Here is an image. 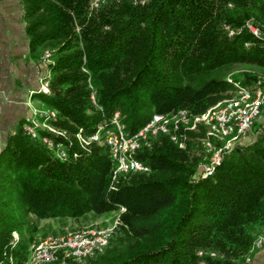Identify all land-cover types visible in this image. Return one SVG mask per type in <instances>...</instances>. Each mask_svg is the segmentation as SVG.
<instances>
[{"label":"trees","instance_id":"16d2710c","mask_svg":"<svg viewBox=\"0 0 264 264\" xmlns=\"http://www.w3.org/2000/svg\"><path fill=\"white\" fill-rule=\"evenodd\" d=\"M20 1L29 51L53 46L48 90L34 97L56 112L48 124L74 142L43 131L31 139L21 128L0 142V264L24 262L10 236L22 233L28 215L78 219L119 207L117 235L83 264H245L264 227V121L254 120L251 139L206 176L196 173L188 142L178 149L157 136L134 156L148 171L111 183L106 148L80 150L75 136L109 125L115 112L128 134L153 113L199 115L231 81L250 83L256 76H234L237 65L264 66V31L255 26L253 35L246 23L264 19V0H106L94 9L90 0ZM43 137L61 142L65 158Z\"/></svg>","mask_w":264,"mask_h":264},{"label":"built area","instance_id":"2783aa9c","mask_svg":"<svg viewBox=\"0 0 264 264\" xmlns=\"http://www.w3.org/2000/svg\"><path fill=\"white\" fill-rule=\"evenodd\" d=\"M106 0H90L89 7L97 8ZM146 0H131L132 4H143ZM227 34L233 30L224 26ZM247 28L253 35L258 30L252 24ZM229 95L207 108L199 115H190L179 109L167 113H153L135 132L128 134L118 121L115 112L109 125L98 123L94 131L86 137L76 135L79 146L96 143L106 148L112 162L111 183L119 175L131 173H146L148 167L135 159L136 153L143 145H147L150 138L161 136L166 138L178 149H184L190 134L201 129L205 139V146L212 150L208 164L202 165V175H210L213 167L236 141L251 127L262 106H264V78L255 77L250 83L231 81ZM89 98L94 103V92L90 91ZM45 118H54V114L43 112ZM25 134L35 139L37 134L33 127L25 128ZM210 140L221 142L222 145L212 149ZM41 142L52 149L59 159L65 158V147L61 142H53L47 137ZM110 229H86L70 231L62 235H50L39 239L30 249V255L22 264H65L67 260L80 263L88 257L100 252L108 243ZM255 248L264 245V234L254 241ZM7 264H14L8 258Z\"/></svg>","mask_w":264,"mask_h":264},{"label":"rangeland","instance_id":"374dc122","mask_svg":"<svg viewBox=\"0 0 264 264\" xmlns=\"http://www.w3.org/2000/svg\"><path fill=\"white\" fill-rule=\"evenodd\" d=\"M246 23L252 24L253 26H258L260 30L264 31V19L256 20L252 18L250 20L248 19ZM52 50H53V46L49 45L48 42H44L41 46L38 47L35 53H37V56L39 57V59L45 61L46 66H48L52 61V59L49 58V54L52 52ZM237 66H238V72H235V76H234V78H236L237 80H241L245 78L246 77L245 74H247L249 77L256 76V77L264 78V66L258 67L254 65H244V64L237 65ZM48 75H49V69L47 67V72L42 79L43 86L39 87L40 90H38L37 92L33 91L32 95H36L39 92H43V93L47 92L48 89H47V84L45 82V78L48 77ZM228 79L232 80L231 75L228 76ZM90 87L92 88V90L95 91V86L93 82L87 81L88 90L90 89ZM228 91H230V89ZM228 91H226L227 95L224 97H227L229 95ZM33 106L34 107L30 108L31 113H32L31 117L28 118L27 121H24L25 127L23 128V131L26 127L27 128L33 127L36 131V134L38 133L40 134V132L43 131V132L55 135L57 137H60L67 142H71V143L74 142L73 137L66 136L63 131L53 128L52 126L48 124V119L42 115L43 112L51 111L48 107L40 104L37 99H33ZM262 110H263V107L260 109V112L257 115L255 121H259V122L264 121V113H261ZM51 112L54 114V116L57 115L56 112H53V111ZM252 125L250 129L242 137H240L236 141V143L232 145L231 148L239 144H245L251 139L252 133H253ZM202 132L203 131L199 129L195 133L190 135V137L188 138L189 145L186 147V150H188L190 153L189 157L191 158V161H194L193 164L196 169L195 171L196 173H199V174L202 173V169H201L202 165L208 164L210 157H211V152H212V150H208L206 148L205 139H204ZM6 135L7 133H4V132L0 133L1 137L6 136ZM209 141H210V145L212 149H216L222 145L221 142L213 141L210 139ZM89 147H90L89 144L83 145L82 147L78 146L80 150H87L89 149ZM51 154L52 156L55 157L54 153H51ZM0 178L4 179L5 176L3 177L0 175ZM123 212H124V209L119 207V208H116L115 210H112L109 212H103L101 214L88 213L78 219L57 218V219L38 220L32 215H28L26 217L27 227L24 226L25 228L23 229L22 233L18 234L15 231H13V233L11 234L10 239L13 240V243L11 245L12 247L15 248L17 247V244L21 243L22 249H23L22 252L24 254L25 260H27L30 255L31 247L35 245L39 241V239L50 236V235H62L70 231H83L86 229H95V230L110 229L112 233L117 235V233H115L116 232L115 230L121 224L119 220V215ZM262 234H264V227H260L259 229L256 230V234H254V241L256 240L255 238H257L258 236ZM253 243L248 249V254L244 259V263L245 264H264V256H263L264 255L263 254L264 245L260 246L259 248H255ZM103 250L99 252V254L102 253ZM80 263L83 264L84 261ZM53 264H60V263H53Z\"/></svg>","mask_w":264,"mask_h":264},{"label":"crops","instance_id":"0c3cea01","mask_svg":"<svg viewBox=\"0 0 264 264\" xmlns=\"http://www.w3.org/2000/svg\"><path fill=\"white\" fill-rule=\"evenodd\" d=\"M25 25L21 1L0 0V133L25 127L36 99L33 91L43 86L47 72L45 61L29 51Z\"/></svg>","mask_w":264,"mask_h":264}]
</instances>
